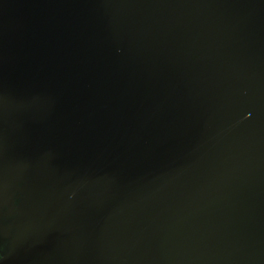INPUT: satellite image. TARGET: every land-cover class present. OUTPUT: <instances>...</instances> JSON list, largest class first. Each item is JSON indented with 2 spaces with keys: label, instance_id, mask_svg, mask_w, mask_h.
<instances>
[{
  "label": "water",
  "instance_id": "obj_1",
  "mask_svg": "<svg viewBox=\"0 0 264 264\" xmlns=\"http://www.w3.org/2000/svg\"><path fill=\"white\" fill-rule=\"evenodd\" d=\"M0 264H264V0H0Z\"/></svg>",
  "mask_w": 264,
  "mask_h": 264
}]
</instances>
